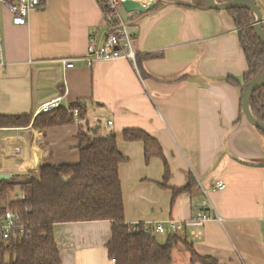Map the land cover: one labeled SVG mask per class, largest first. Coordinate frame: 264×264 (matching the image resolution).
<instances>
[{
  "label": "crops",
  "instance_id": "0c3cea01",
  "mask_svg": "<svg viewBox=\"0 0 264 264\" xmlns=\"http://www.w3.org/2000/svg\"><path fill=\"white\" fill-rule=\"evenodd\" d=\"M135 1L151 7L129 26L143 78L126 60L91 66L78 60L71 69L60 63L83 57L90 40L103 41L95 0H41L25 26L12 23L0 0V115L34 117L59 97L64 106L80 102L88 126L99 125L101 136L113 133L126 159L118 176L127 224L161 225L159 244L177 236L173 264H193L186 246L218 264H264V140L243 115L238 89L225 80L247 72L232 17L205 1ZM253 1L264 25V0ZM78 125L0 128V174L38 176L48 149L54 165H76ZM125 129L142 130L159 143L169 167L164 187L162 160L146 163L143 144L123 140ZM21 148L26 167H10ZM219 181L221 191L214 188ZM189 182L191 191L174 198L173 190ZM198 212L221 220L171 232L172 222ZM110 228L106 221L55 225L61 264H113L105 248Z\"/></svg>",
  "mask_w": 264,
  "mask_h": 264
},
{
  "label": "trees",
  "instance_id": "16d2710c",
  "mask_svg": "<svg viewBox=\"0 0 264 264\" xmlns=\"http://www.w3.org/2000/svg\"><path fill=\"white\" fill-rule=\"evenodd\" d=\"M195 1L204 6V0ZM216 1L226 3L232 0ZM227 12L236 27L247 72L239 79L227 77L225 80L238 89L241 99L244 88L264 72V45L254 33L255 19L250 10L236 7ZM262 31L264 33V25ZM137 68L140 76L146 77L139 62ZM248 104L252 115L264 124V85L250 96ZM74 110L78 111L77 115ZM76 122L79 123L75 147L79 162L76 165H54L48 149L38 176L0 181V215L7 210L18 211L25 230L22 238L10 244L0 242V264H61L54 226L103 221L111 225L105 248L108 260L113 264H173L172 250L180 242L177 236L170 235L164 244H159L155 234L143 231V224L134 228L125 222L118 169L126 159L120 154L113 133L101 136L99 125L88 126L85 105L80 102L61 105L34 117L0 115V128L31 126L45 131ZM257 131L264 140V134ZM122 138L125 142L143 144L146 163L152 157L162 160L164 181L161 186L164 187L169 178V167L159 143L138 129H125ZM192 184L189 182L185 188L173 190L174 198L177 194L190 192ZM16 190L21 198L7 203L8 195ZM186 249L191 253L193 264H218L214 259L198 256L191 246Z\"/></svg>",
  "mask_w": 264,
  "mask_h": 264
},
{
  "label": "built area",
  "instance_id": "2783aa9c",
  "mask_svg": "<svg viewBox=\"0 0 264 264\" xmlns=\"http://www.w3.org/2000/svg\"><path fill=\"white\" fill-rule=\"evenodd\" d=\"M4 6L12 15V23L16 26H25L27 24L29 13L40 6L41 0H17L14 5L7 0H1ZM98 5L104 20L105 35L100 44L94 40H90L86 52L80 59H61L60 63L65 69L74 67V63L78 60L84 61L86 65L91 66L97 62H110L115 60H126L135 69L137 68V59L139 52L134 47V42L129 33V26L137 14L136 12L126 13L122 7V3L126 0H95ZM61 97L44 103L39 113L50 112L53 109L60 107ZM77 110H74V115H77ZM38 113V114H39ZM111 125V122L107 123ZM215 190L221 191L224 188V183L219 181L215 185ZM204 207H207L206 203ZM221 219L213 214L198 212L195 216L187 221L172 222L170 229L172 233L183 232L185 228L199 227L205 222ZM133 227H139L133 225ZM145 233L157 234L162 233L163 228L157 225L152 228L143 226ZM262 231L264 232V221L262 223ZM25 235L24 226L21 223V217L18 211L7 210L0 215V242L10 244L18 238ZM113 262V261H112Z\"/></svg>",
  "mask_w": 264,
  "mask_h": 264
},
{
  "label": "water",
  "instance_id": "95a60500",
  "mask_svg": "<svg viewBox=\"0 0 264 264\" xmlns=\"http://www.w3.org/2000/svg\"><path fill=\"white\" fill-rule=\"evenodd\" d=\"M205 6L211 10H228L236 7H244L250 10L255 16V22L253 25V30L255 35L261 40L264 45V33L262 31V15L260 10L256 6L255 2L252 0H232L226 3H217L214 0H204ZM122 7L126 13L136 12L144 13L151 9V7H144L140 2L135 0H126L122 3ZM264 85V72L252 80L243 90L241 95V110L246 120L256 129L264 134V124L258 121L251 113L249 108V98L250 96L261 86ZM11 175L0 174V181L9 180Z\"/></svg>",
  "mask_w": 264,
  "mask_h": 264
},
{
  "label": "bare ground",
  "instance_id": "6f19581e",
  "mask_svg": "<svg viewBox=\"0 0 264 264\" xmlns=\"http://www.w3.org/2000/svg\"><path fill=\"white\" fill-rule=\"evenodd\" d=\"M21 147H23V146H21ZM26 156H27V154L25 153V150H23V148H21V150L18 151L17 155L11 156L12 159L10 158L8 164L10 165V167L11 166H16V167L18 166V168H19V166H20L22 168H25L26 163H23V160ZM13 157H14V159H13Z\"/></svg>",
  "mask_w": 264,
  "mask_h": 264
},
{
  "label": "rangeland",
  "instance_id": "374dc122",
  "mask_svg": "<svg viewBox=\"0 0 264 264\" xmlns=\"http://www.w3.org/2000/svg\"><path fill=\"white\" fill-rule=\"evenodd\" d=\"M11 171H14V170H8V172H10V173H11ZM5 174H7V173H5ZM11 174H12L11 178L16 177V178L22 179L23 177H25V176H23L24 174H20V173H16V174L11 173ZM26 176H29V174H26ZM20 198H21V194L16 190L14 193L12 192L8 195L6 202L9 203L10 201H16V200H19ZM5 261H7V258L5 259Z\"/></svg>",
  "mask_w": 264,
  "mask_h": 264
}]
</instances>
